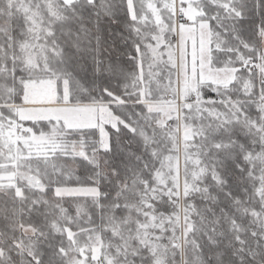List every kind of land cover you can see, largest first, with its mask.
I'll use <instances>...</instances> for the list:
<instances>
[{
	"label": "rangeland",
	"instance_id": "rangeland-1",
	"mask_svg": "<svg viewBox=\"0 0 264 264\" xmlns=\"http://www.w3.org/2000/svg\"><path fill=\"white\" fill-rule=\"evenodd\" d=\"M78 1L0 0V172L7 174L0 191L36 201V191L43 194L48 187H54L52 198L40 196L49 202L52 218L47 227L51 232L48 228L20 223L18 228L24 238L15 244L20 254L29 257L22 256L19 261L42 264L41 256L49 251L54 255L47 259L52 264L56 259L63 264H134L136 260L164 264L175 261L180 251L182 264H186L187 233L194 225L190 222L193 217L187 214L185 197L201 188V176L206 170L200 159L201 148L193 142L196 136L203 137L207 133L203 122L197 125L196 120L202 118L209 126L213 121L225 123L245 114L243 117L247 115L252 124L260 128L256 114L253 111L247 114L237 103H228L233 100L220 99L219 104L209 105L206 102L217 101L200 100L203 97L201 85L197 89L188 87L182 100L178 98V104L174 102L178 93L175 25L179 23L185 29L191 26L200 33L205 45L209 43L211 49L213 44L220 47V39L213 33L203 0H127L139 42L138 71L127 78L135 102L126 103L114 94V101H109L91 93L82 83L74 82L53 66L61 58V51L51 38L53 26L65 18L66 5L71 7ZM211 1L221 4L229 15L239 13L234 4L236 0ZM15 20L21 23L22 38L14 41L18 47L13 50L11 29ZM80 37L84 39L83 34ZM75 43L82 57L93 49L85 47L80 38H76ZM7 50L12 51L7 54ZM263 54L264 35L259 61H248L257 70L260 97L257 110L261 111L262 118ZM7 60H12L13 64L8 66ZM16 62L22 71L20 75H17ZM253 89V83L248 80L245 84L247 94ZM124 104H143L145 108L128 109L122 106ZM4 106L16 107L4 110ZM134 111L140 117L154 120L155 125L168 128V132L158 134L147 130L138 122ZM121 126L144 139L165 134L174 143L169 148H158L165 157L155 167L149 189L152 197L138 199L136 212L126 220H112L106 226L112 234L108 236L97 223H92L95 217L86 200H72L75 211L70 213L57 198H99V187L84 185L78 176L76 160L84 158L100 172H112L104 157L111 144L109 128L118 130ZM89 129L98 130V140L87 131V134H77ZM70 182L76 184L70 185ZM158 194L170 197L176 204L174 212L155 213L154 200ZM259 195L264 220V151ZM0 240L10 245L1 231ZM11 250L10 247L8 250L0 248V264L12 259ZM191 255V263L196 264L195 254Z\"/></svg>",
	"mask_w": 264,
	"mask_h": 264
},
{
	"label": "trees",
	"instance_id": "trees-1",
	"mask_svg": "<svg viewBox=\"0 0 264 264\" xmlns=\"http://www.w3.org/2000/svg\"><path fill=\"white\" fill-rule=\"evenodd\" d=\"M202 4L209 14L213 33L220 39V47L216 44L212 46V66L236 68L237 77L226 87L202 84L200 90L203 97L200 100L217 101L206 102L209 105L219 104L220 99L233 100L234 102L228 103H237L247 114L249 111L256 114L260 128L253 125L247 115L243 117L245 114L225 123L213 121L209 126L202 118L196 120L197 125L203 122L207 133L203 137L196 136L193 142L197 148H201L200 159L206 170L201 176V188L185 197L187 214L193 217L190 222L194 225L187 233L185 263L192 264L191 254L194 253L196 264H264L263 202L259 195L264 118L261 111L257 110L260 103L257 70L248 64V61H259L262 52L264 0H236L234 4L239 13L230 15L221 4L211 0H203ZM66 9L65 18L53 26L51 38L61 51V58L53 66L61 69L74 82L82 83L91 93L103 96L105 100L114 101V94L126 103L135 102V96L130 94L127 78L138 71L139 42L127 0H79L71 7L66 5ZM20 29L21 23L15 20L11 29L13 50L18 47L16 42L22 38ZM80 34L84 35V39ZM76 38H80L85 47H93L92 51L82 57L80 54L83 53L75 43ZM9 51L12 50H7V54ZM7 63L8 66L13 64L12 60H7ZM16 65L17 75L22 74L17 62ZM248 80L254 85L250 94L245 90ZM122 106L134 110L145 108L143 104ZM135 117L147 130L157 131L158 134L169 130L155 125L154 120L137 114ZM86 131L98 140L97 129L77 134ZM109 132L111 144L104 157L112 172L104 174L88 160H76L78 176L84 185L99 187V198L57 200L70 213L75 211L72 200H86L89 211L95 217L92 223H97L105 235L111 236L106 226L112 220H126L136 212L135 204L138 199L152 197L149 189L153 184L155 167L165 157L158 148H169L174 141L172 143L171 138L168 135L165 137V134L144 139L125 126L118 130L110 127ZM69 184L75 185L76 182ZM51 187L43 194L36 191V201L19 199L0 191V231L10 244L6 245L0 240V248L8 250L10 247V254L13 255L12 259H6L1 264H22L19 258L29 257L22 252L20 254L21 250L15 244V241L19 242L24 238L18 228L20 223L40 229L48 228L51 232L47 227L52 218L49 202L40 199V196L48 199L53 197L54 187ZM155 198V213L165 215L176 209V204L168 195L158 194ZM191 204L194 206L191 207ZM49 253L47 251L44 257L41 256L42 264H52L47 259L54 255ZM176 255L175 261L164 264H182L181 252ZM54 264L63 263L56 259ZM134 264L152 263L136 260Z\"/></svg>",
	"mask_w": 264,
	"mask_h": 264
},
{
	"label": "crops",
	"instance_id": "crops-1",
	"mask_svg": "<svg viewBox=\"0 0 264 264\" xmlns=\"http://www.w3.org/2000/svg\"><path fill=\"white\" fill-rule=\"evenodd\" d=\"M176 27V55L174 58L176 68V84L178 85L177 98L182 100L183 92L189 88H196L202 84L229 85L237 77V69L233 67L215 68L212 66V49L210 44L205 45L200 39V33L192 29L184 28L177 23ZM205 39V38H204ZM201 40L203 41L201 45ZM187 91V92H188ZM16 106H4V110ZM5 172H0V186L3 184Z\"/></svg>",
	"mask_w": 264,
	"mask_h": 264
}]
</instances>
